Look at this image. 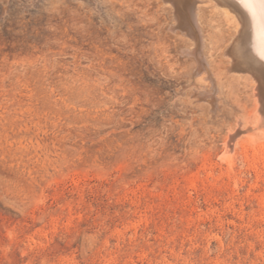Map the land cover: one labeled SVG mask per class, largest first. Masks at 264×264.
<instances>
[{
	"label": "rangeland",
	"instance_id": "rangeland-1",
	"mask_svg": "<svg viewBox=\"0 0 264 264\" xmlns=\"http://www.w3.org/2000/svg\"><path fill=\"white\" fill-rule=\"evenodd\" d=\"M198 1L0 0V264H264V96Z\"/></svg>",
	"mask_w": 264,
	"mask_h": 264
},
{
	"label": "bare ground",
	"instance_id": "bare-ground-1",
	"mask_svg": "<svg viewBox=\"0 0 264 264\" xmlns=\"http://www.w3.org/2000/svg\"><path fill=\"white\" fill-rule=\"evenodd\" d=\"M198 2H199L198 0H193L192 7H191V10H190V14H191V17L190 18L192 19V22H193L194 28H195V30L197 32V35L200 32L199 18H198V12H197L198 9L196 8V5H197ZM201 2H202V0H201ZM216 3H217V1H216ZM216 3H214V4H216ZM219 3L225 8V10H227L229 13H231L232 15H234L236 17V20H238L237 22H239V25H240L239 30L236 32L237 33V39L235 41L236 43H235V46H234V54H235V57H236L237 61L243 67L244 71L250 73L255 78L256 82L257 81H261V83L263 84V88H264V0H219ZM170 5L172 6V4H170ZM216 6H218V4ZM176 21H177V19H176ZM185 31L186 30H184L182 32L185 33ZM189 32H190V29H189ZM184 33H182V34H184ZM199 34H201V33H199ZM192 37L194 38V36H192ZM192 37L190 39L193 40ZM201 37L202 36L200 35L199 38L201 39ZM199 42H202V41H199ZM196 43H197V41H196ZM202 44L203 43H201V46H203ZM197 46H199V45L197 44ZM202 48H200V49H202ZM195 49L197 50V47ZM192 52H194V51L192 50ZM188 54H189V52H188ZM202 55H204L203 54V51H202ZM198 56L199 55L197 54V57ZM205 60L206 59L204 58L203 61H205ZM205 62H207V61H205ZM201 63H202V61H201ZM228 67H227L226 70H228ZM198 69H200V68H197V71H198ZM203 70H206V69H203ZM196 74H199V73H196ZM208 76H207V78H208ZM203 78L206 79L205 77H203ZM213 85H215V84H213ZM257 91L258 90H255L254 91L255 94L257 93ZM206 95H208V94L206 93ZM210 96L212 97V95H210ZM203 97H204V95H203ZM254 97H257V96H254ZM205 98H208V97H205ZM216 99H218V98H216ZM256 104H257V102H256ZM256 107H257V105H256ZM254 113H256V118H255L256 120L254 121L255 123L253 122L254 124L251 123L253 125H252V127L249 126V128H250V131L251 132H254L255 134L258 135V131H259V133L261 131L259 129H261L264 126V119H263V117H261V113H260V110L259 109L256 108V110L254 111ZM239 122H240V120H239ZM240 125H241V123H240ZM246 125L248 126V123ZM244 126L245 125L243 124L242 128H244ZM261 134H262V131H261ZM259 136H260V134H259ZM263 136H264V133H263ZM228 137H229V139L227 140V142L225 141L226 142L225 143L226 145H224L225 146V148L223 150V154L224 155H227L228 153L230 155L233 154V153H230V152H231L232 149H234L233 147L235 146L234 144H235V140H236V137L237 136L235 137V135L232 133ZM260 137H262V136H260ZM260 139H263V138H260ZM230 155L228 156L229 158H230ZM222 157H223V155H222ZM228 157H226V159H229ZM228 165L229 166L231 165L230 162L228 163Z\"/></svg>",
	"mask_w": 264,
	"mask_h": 264
},
{
	"label": "water",
	"instance_id": "water-1",
	"mask_svg": "<svg viewBox=\"0 0 264 264\" xmlns=\"http://www.w3.org/2000/svg\"><path fill=\"white\" fill-rule=\"evenodd\" d=\"M216 1H217L218 4H220L219 0H216ZM236 39H237V34L235 35V38L233 39V42H232V44L230 46V50H229L228 53L232 57L235 67L244 70L243 67L240 65V63L237 61V59L235 57V54H234V46H235V43H236L235 42ZM257 89H258L259 94L264 96V88H263V84L261 83V81H257Z\"/></svg>",
	"mask_w": 264,
	"mask_h": 264
}]
</instances>
